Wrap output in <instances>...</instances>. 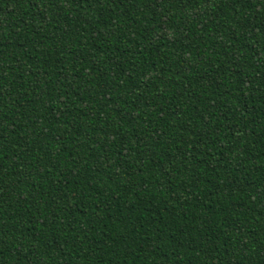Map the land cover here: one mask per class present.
<instances>
[{
	"label": "trees",
	"instance_id": "trees-1",
	"mask_svg": "<svg viewBox=\"0 0 264 264\" xmlns=\"http://www.w3.org/2000/svg\"><path fill=\"white\" fill-rule=\"evenodd\" d=\"M0 264H264V0H0Z\"/></svg>",
	"mask_w": 264,
	"mask_h": 264
}]
</instances>
